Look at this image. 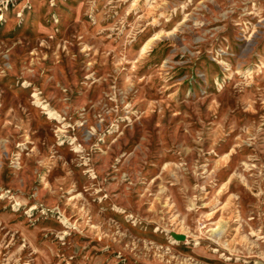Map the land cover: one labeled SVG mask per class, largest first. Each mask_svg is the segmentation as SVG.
<instances>
[{"label":"rangeland","instance_id":"obj_1","mask_svg":"<svg viewBox=\"0 0 264 264\" xmlns=\"http://www.w3.org/2000/svg\"><path fill=\"white\" fill-rule=\"evenodd\" d=\"M0 264H264V0H0Z\"/></svg>","mask_w":264,"mask_h":264},{"label":"water","instance_id":"obj_2","mask_svg":"<svg viewBox=\"0 0 264 264\" xmlns=\"http://www.w3.org/2000/svg\"><path fill=\"white\" fill-rule=\"evenodd\" d=\"M173 236H174L176 239H183V238H184V235H183V234H179V233H173Z\"/></svg>","mask_w":264,"mask_h":264}]
</instances>
